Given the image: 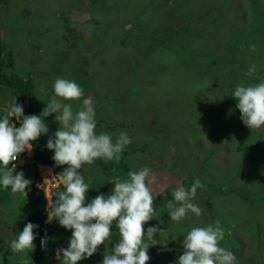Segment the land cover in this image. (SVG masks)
<instances>
[{
	"label": "rangeland",
	"instance_id": "374dc122",
	"mask_svg": "<svg viewBox=\"0 0 264 264\" xmlns=\"http://www.w3.org/2000/svg\"><path fill=\"white\" fill-rule=\"evenodd\" d=\"M63 1L70 0H0L2 50L12 52L13 66L18 75L23 77L35 67L33 73L36 72V78L33 83L31 77L32 83L46 91L44 96L48 102L54 95L53 83L57 78L77 82L83 89V97L73 102V110L82 106L83 99H90L96 121H103L96 125L97 133L110 134L115 141L121 132H126L131 143L124 150L135 148L140 143H150L147 150L126 157L124 166L128 172L143 167L151 169L156 179L152 185L154 195L162 198L168 186H174L175 190L177 186L183 185L187 176H194L207 185L197 190L193 200V203L201 205L203 214L197 217L189 213L186 217L190 220L186 224L187 230L180 228L182 221L180 225L170 219L174 230L172 236L181 240L177 249L182 254L183 237L192 227L214 224L220 219L235 223L236 217V223L241 225L243 211L253 217L259 227L249 233L245 227L247 224L244 226L243 223L235 231L230 225V235L237 246L236 255L242 259L241 262L236 260V264H245V259H249L246 264H257V261L258 264H264V234L260 232L264 230V127L250 130L244 126L236 103L222 107L224 98H227L224 84L202 78L208 77L211 67L206 63L193 66L184 45V41L189 39L192 44L199 46L202 36L198 31L206 35L213 32L212 37L219 43L222 41V45L213 52V57L220 59L212 62L211 66L223 73L230 83H235L236 74L233 71L241 72V67L248 65L247 61L241 59L240 53L251 52L252 45L229 50L230 36L239 35L237 43L242 44L245 41L243 35H250L264 26V0H254L255 3L252 0H177L175 12L167 10L175 0H97L100 5L106 3L110 18L123 22L118 25L119 29L132 34L150 30L155 23L163 20L164 14L174 37L172 46L168 49L154 46L151 50L148 49L151 40L145 38L143 44L140 41L139 44L119 47L114 42L118 31L105 32L112 25L104 13L108 12L103 6L93 10L91 0H81L80 4L75 2L71 8L61 10L60 14L65 19L62 24L57 10ZM257 9L263 16H254ZM156 11L159 17L153 18L152 14ZM188 13H200L203 20L194 25L195 21ZM251 19L256 21L255 27L241 30ZM257 49L255 46L254 51ZM228 54L239 56L232 65L233 70L228 67L232 59ZM261 56L259 63L262 64L264 58L261 59ZM201 69L204 70L203 74ZM188 79H194V83H188ZM133 80L138 83L136 86ZM15 98L17 104L24 105L25 101H19L13 90L0 87V116L5 114L3 109ZM23 115L26 116L24 111ZM220 115L219 124L222 123L224 127L225 117L224 129L227 128L230 133L229 138L223 136L222 131L208 132ZM11 122L16 127L20 126L15 118ZM248 149L258 153L257 160L250 165L244 163ZM30 156L31 153L27 151L19 156L20 161L14 162L16 168L13 175L23 172L24 177L31 181L26 191L33 185L48 200L49 189L54 187L56 190L61 180L49 168L38 166L35 179ZM252 188L256 189L253 195H257L259 200L248 208L247 203L251 199H242L239 193L247 192L252 196ZM5 195L8 198L4 205L10 208L7 223L16 220L9 229L0 222V264H33L35 247L13 254L10 248L11 241L17 236L13 229L22 226L33 205L19 194H13L10 188L0 186V198ZM208 196L211 197L210 205L213 208H208L210 211L202 202ZM3 212L4 208H1L0 217ZM47 223L50 226L59 225L55 219ZM71 234V230L62 229V235L68 241ZM162 239L167 240L165 237ZM109 242L107 247L110 250L114 244ZM144 242L147 243L146 237ZM224 248L230 250L229 246ZM56 250L51 249L49 253L43 254L34 264H60L55 259ZM104 252L105 246L101 245L92 257L78 264H102ZM182 254L167 246L153 252L156 264H177Z\"/></svg>",
	"mask_w": 264,
	"mask_h": 264
},
{
	"label": "clouds",
	"instance_id": "9594fccd",
	"mask_svg": "<svg viewBox=\"0 0 264 264\" xmlns=\"http://www.w3.org/2000/svg\"><path fill=\"white\" fill-rule=\"evenodd\" d=\"M251 50H255L254 45ZM255 71V65L249 68V74ZM53 93L39 116H24L23 106L16 103V98L3 109L5 114L0 116V186L10 188L13 194H19L21 198L27 197L26 189L31 181L24 177L23 172L13 175L16 168L14 162L18 158L20 161L19 156L26 151L30 153L32 142L48 133L44 118L59 113L55 116L59 127L54 136L48 139L46 148L54 153L52 160L57 167L67 166L56 176L62 181L64 191L58 193L53 210L49 211V198L48 201L45 199V203L48 205V222L57 220L59 226L71 230L72 235L67 248L56 250L55 259L60 264H78L92 257L104 245L102 264H148L150 247L144 242L145 237L150 239L162 231L158 227L144 230V225L153 220L156 214L153 205L157 196L152 189L156 183L155 175L147 167L130 171L127 178L113 181L114 188L110 195H97L86 204L89 184L85 183L79 170L97 159L119 162L131 139L126 132H121L115 141L110 134L97 133L95 109L90 99H83L82 106L73 110V102L83 97V89L77 82L57 78L53 83ZM231 97L236 101V109L244 126L250 130L264 127V82L254 85L241 82ZM12 118L20 123L19 127L11 122ZM201 187L199 179L189 188L183 185L176 187L173 201L167 204L173 222L180 223L189 213L197 217L202 214V208L193 203ZM114 222L119 241L109 250L107 246L113 234L111 229ZM37 227L31 222L27 223L11 241V250L15 253L33 250L36 239L34 230ZM224 235L219 220L204 227H192L183 237L184 251L178 257L177 264H236L233 252L221 246ZM46 243L47 237L41 239V247Z\"/></svg>",
	"mask_w": 264,
	"mask_h": 264
},
{
	"label": "trees",
	"instance_id": "16d2710c",
	"mask_svg": "<svg viewBox=\"0 0 264 264\" xmlns=\"http://www.w3.org/2000/svg\"><path fill=\"white\" fill-rule=\"evenodd\" d=\"M75 2L80 4L81 0L63 1V4L57 10L59 11V20L62 24H64L65 19H64L63 14H60L61 10L65 11L66 8H71L72 6H74ZM252 2L255 3L254 0H252ZM177 3L178 1L175 0L174 4L168 7L167 10L175 12ZM90 4L93 10H95L98 6H103V8L108 12L106 13L103 11L106 14V19L110 18V14H109L110 9L107 7L106 3H102L100 5V3L97 2V0H91ZM164 13L166 14V11H164ZM188 15L194 19L195 21L194 25L198 21L203 20L200 13H188ZM162 16L164 17L163 20L158 22L157 24L155 23V25L150 30H143L137 34H132L131 32H128V30L123 31L119 29L118 25L122 24L123 22L117 20L116 18H112V17L110 18L108 22L112 25L106 28L104 24V29L106 28L105 32L106 31L109 32L111 30L118 31V34L114 39V42L118 44V46L120 45L119 47L121 48L123 47L121 45L134 44V43L139 44L140 41L143 44V40L145 38V39L151 40L148 42L149 50H151L154 46L156 47L161 46L162 49H168V47L172 46L171 40L174 37L172 36V33H171L172 30L170 28V24H168V21L165 15L162 14ZM254 16L261 17L263 15L260 13L259 9H257ZM152 17L158 18L159 17L158 12L157 11L154 12L152 14ZM106 19H105V22H106ZM255 25H256V21L254 19H251L250 22L247 23V25L241 30L243 31L250 30L253 27H255ZM169 30L170 32L168 33L167 31ZM146 31H151V32H146ZM198 32H201V36H202L201 45L196 46L192 44L189 39H186L184 41L185 49L190 54V58L193 61V66H203L206 63V65H209L211 67L212 70L208 74V77L204 76L202 78H204L205 80L208 79V81H215V82L220 81L224 84L225 89H227V92L225 93L227 98H224V95H223V98L225 99V102L222 106L223 108H225V105L226 106L228 104L230 105V103H236V101L232 97H230L229 94L233 93L234 91L233 88L238 85L239 81L243 82L244 84L246 83V85H254L257 83L264 82V62L262 64L259 63L260 56L264 54V26H261L257 31H253L250 35L249 34L243 35V37H245V41L242 44L237 43L239 39V35L230 36L231 41H230V44L227 46L229 50H234V48H236V50H239L241 48L244 49L246 46H249V45H252V46L254 45L258 47L256 51H251L246 54L240 53L241 59L244 61H247L248 65L245 67H241L240 69L241 72L236 73L235 71H233L236 74L235 83H230V81L226 80L225 75L223 73L213 69L211 66L212 62H214L217 59H220L218 57H213L212 54L222 45V41L219 43L217 39H214L212 37L213 32L207 35L203 31H198ZM1 41L2 40H0V87L4 88L5 90H13L15 97H17L19 101H25L23 105V109H24L23 111L26 114V116L27 115H37V116L41 115L43 108L47 105L48 101L46 100V97L44 96V93L46 91L43 88L39 87L40 85L39 86L33 85L34 79L36 78V72L33 73V70H36V68L33 67L23 77L19 76L15 67L13 66L14 59H13L12 52L9 50H5V52H3L2 50L3 46L1 45ZM164 45H167V46H164ZM228 55H229V58L232 57V54H228ZM238 58L239 56L232 57V59L230 60L231 66H228L227 64V66L231 70L234 69L232 65L237 61ZM263 58L264 56H261V59ZM253 65H255L256 71L252 74H249V68ZM200 72L203 74L204 70L201 69ZM31 77H33V83H32ZM186 81L188 83H194V79H192L191 81H189L188 79ZM133 84L134 86H136L138 83L133 80ZM93 95H94V91H93ZM233 112L235 114L237 113V111H234V110ZM55 116H58V113L44 118V122L48 126V133L46 135L40 136L36 141L32 142L33 148H32V151L30 152L31 153L30 162H31L32 169L35 172V179L37 178V174H38L36 172L37 171L36 165L46 166L50 168L51 172L55 176L59 175L64 170V168L67 167L66 165L57 167L54 161L52 160V156L54 153L46 148L48 139L54 136L55 131H57L59 127V123L55 120ZM217 118H219L218 115H217ZM223 118H224V122H223L224 127L222 123L219 124L221 122V115H220V119L211 124L212 126L208 132L215 133V130L218 132L222 131L223 136L229 138L230 133L228 132L227 128L224 129L226 127L225 126L226 121H225V117ZM96 122L98 124L99 122H103V121L99 120ZM111 127H113V125ZM114 128H118V127H114ZM149 147H150V143H142V144L140 143V145L135 148L124 150L121 154V159L119 162H116L114 160L108 161L104 159H97L91 165L83 166L79 171H80V174L83 175L85 183L89 184V189H90L86 194L87 200L85 203L86 204L89 203L97 195H104V196L110 195L113 190V181L116 179V177H120L123 179L124 177L127 178L128 170L124 166L125 165L124 161L126 157H130L133 154L138 153V152H143L144 150H147ZM248 150L249 152L244 160V163L248 162V165H250L255 160H257L258 153L256 151H253V149H248ZM195 180L196 178L194 176L193 177L187 176L186 181L183 182L184 187L189 188ZM201 184H202V181H201ZM204 186L207 187V185L202 184V187ZM168 187L169 188L164 190L163 197L160 198V195H158L154 201L153 206L155 207L156 214L153 220H150L147 224L144 225L145 232L147 231L148 227H158V230L159 229L162 230L154 234L153 237L150 239L146 236V240H147L146 244L150 247L148 249V255L150 256V260L148 261V264H156L154 261L155 257L153 256V252H155L156 249H160L162 246L164 247L167 246L169 249L175 250V252L182 254V252L177 249L179 244L181 243V240L172 236L174 235L173 233L174 230H172L173 227L171 226L172 223L170 220L171 219L170 211H168L169 209L167 207V204L170 201H173L172 198H173L174 186H168ZM202 187L199 189H202ZM62 191H64V187H63V184L61 183V185L49 197V211L53 210L54 207L56 206V201L58 199V193ZM108 191L110 192V194H107ZM255 191L256 189L252 188V192H251L252 196L248 195L247 192L246 194L239 193V196L242 199H251V202L247 203L248 208H251L253 205H255L254 203L256 200H259L257 195L255 194L253 195ZM233 194H236V193L233 192ZM225 196H227V194ZM7 198H8L7 195L2 196L0 198V209L4 208L3 216L0 217V222L3 226L8 227L9 229V226L13 227L12 223L16 219L11 221L10 224L7 223V220H9L10 218V215H9L10 208L4 205V202L7 201ZM210 198L211 197L208 196L205 199H202L203 205H205L204 207H206L207 209L212 208L210 205ZM26 202L32 204L33 208L29 213L26 214L22 226L19 228L14 227L15 229L13 230H15L16 235H18L23 230L25 225L29 222L38 226L34 230L36 234V239L33 242L35 245V252L33 254L36 256V258L32 259V263L34 264L36 263L37 260H39L43 256V254L49 253L51 249H58V248H55L57 246L58 247L63 246L62 248L67 247L69 241L67 237L65 238L62 235V229H63L62 227H60L59 225H51V226L48 225L49 224L47 223L48 205L46 206L45 204V198L42 192L36 189V187H34L33 185L30 188V190L27 192ZM202 214H203V211H202ZM248 215L249 214L247 213L245 214L242 211V224L244 223L243 224L244 226L247 224L248 226H245V227H247L249 230V233H251L252 231L255 230V227H259V226L257 225V223H255L256 220H254L253 217H249ZM236 220H237V217L234 220L235 223H233L230 220L222 221L220 219V226L224 229V232H225L224 239L221 241V246L222 247L229 246L230 250L235 253L236 260L241 262L242 259H240L236 255L237 246L234 244L233 238L230 235V232L232 230L230 225H232L234 231L242 227V224L239 225L238 223H236ZM187 221H190V220L185 218L184 220H182V223H183L182 225L181 223H179L181 225L180 228L182 230L183 229L187 230V227H186ZM205 224L206 225L202 224L199 227H204V226L209 225L207 223ZM111 231L113 232V234H112L110 241L114 244L119 241V234H118V230L115 228V222L113 224ZM260 232L264 234V230H260ZM45 237H47V243L44 247H41V239ZM162 237H165L167 240L163 241ZM11 253L13 254V251ZM248 261L249 259H245L244 263L246 264ZM78 263H81V262H78ZM256 263L258 264V261Z\"/></svg>",
	"mask_w": 264,
	"mask_h": 264
},
{
	"label": "built area",
	"instance_id": "2783aa9c",
	"mask_svg": "<svg viewBox=\"0 0 264 264\" xmlns=\"http://www.w3.org/2000/svg\"><path fill=\"white\" fill-rule=\"evenodd\" d=\"M19 161V158L17 159V161H15L16 163ZM54 187H51V189H49L50 193H49V197L52 195V193L54 192ZM48 197V198H49ZM47 200V199H46ZM48 201V200H47Z\"/></svg>",
	"mask_w": 264,
	"mask_h": 264
},
{
	"label": "crops",
	"instance_id": "0c3cea01",
	"mask_svg": "<svg viewBox=\"0 0 264 264\" xmlns=\"http://www.w3.org/2000/svg\"><path fill=\"white\" fill-rule=\"evenodd\" d=\"M39 168H41V167H45V166H40V165H37Z\"/></svg>",
	"mask_w": 264,
	"mask_h": 264
}]
</instances>
